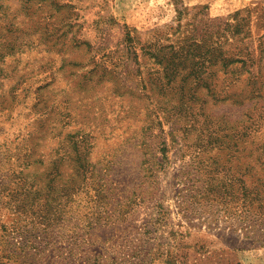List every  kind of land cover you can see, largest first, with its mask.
Segmentation results:
<instances>
[{
    "label": "rangeland",
    "instance_id": "1",
    "mask_svg": "<svg viewBox=\"0 0 264 264\" xmlns=\"http://www.w3.org/2000/svg\"><path fill=\"white\" fill-rule=\"evenodd\" d=\"M209 133L264 149V0H0V264H264Z\"/></svg>",
    "mask_w": 264,
    "mask_h": 264
},
{
    "label": "trees",
    "instance_id": "2",
    "mask_svg": "<svg viewBox=\"0 0 264 264\" xmlns=\"http://www.w3.org/2000/svg\"><path fill=\"white\" fill-rule=\"evenodd\" d=\"M154 73L156 71H153ZM230 121L232 119L229 117ZM236 122V121H235ZM212 125L217 123L213 122ZM233 125V124H232ZM234 126V125H233ZM235 127V126H234ZM145 126L141 127L143 130ZM240 136H248L246 131L238 130ZM236 133V134H237ZM212 137L213 143H219L220 146L224 145L225 148L229 151V156L235 158L240 162V167L237 169V182H238V190H239V199L240 206L243 210H247L249 207L260 208L259 217L253 218L252 220H258L264 214V173L261 175L259 173L260 169H264V160L260 157L264 155V149H260L259 147L252 148L249 145H238L231 143V139L224 140L225 136L228 134H224L221 138L218 135L211 134L207 135ZM208 137V138H209ZM246 142V140H245ZM227 144V145H226ZM226 145V146H225ZM261 151V152H258ZM260 166L262 168H260ZM246 207V208H245ZM242 210V212H243ZM256 222L253 223L254 226ZM264 224V218L262 217V221H259V225Z\"/></svg>",
    "mask_w": 264,
    "mask_h": 264
}]
</instances>
